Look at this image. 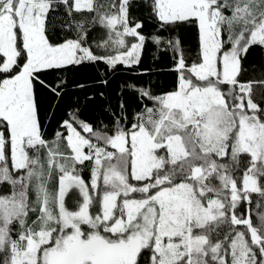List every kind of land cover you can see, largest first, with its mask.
Instances as JSON below:
<instances>
[{
	"label": "snow or ice",
	"instance_id": "1",
	"mask_svg": "<svg viewBox=\"0 0 264 264\" xmlns=\"http://www.w3.org/2000/svg\"><path fill=\"white\" fill-rule=\"evenodd\" d=\"M0 264H264V0H0Z\"/></svg>",
	"mask_w": 264,
	"mask_h": 264
},
{
	"label": "trees",
	"instance_id": "2",
	"mask_svg": "<svg viewBox=\"0 0 264 264\" xmlns=\"http://www.w3.org/2000/svg\"><path fill=\"white\" fill-rule=\"evenodd\" d=\"M117 82H119V81H117ZM113 86L115 87L116 85L114 84Z\"/></svg>",
	"mask_w": 264,
	"mask_h": 264
}]
</instances>
